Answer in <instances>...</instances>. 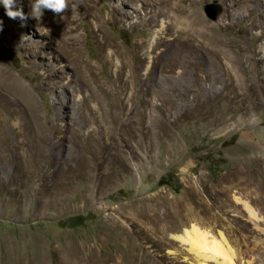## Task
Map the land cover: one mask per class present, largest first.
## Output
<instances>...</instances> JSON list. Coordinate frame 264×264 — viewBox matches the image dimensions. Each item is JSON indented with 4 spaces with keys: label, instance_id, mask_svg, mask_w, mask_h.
<instances>
[{
    "label": "rangeland",
    "instance_id": "1",
    "mask_svg": "<svg viewBox=\"0 0 264 264\" xmlns=\"http://www.w3.org/2000/svg\"><path fill=\"white\" fill-rule=\"evenodd\" d=\"M197 5L217 45L185 25L156 36L114 21L102 49L83 24L79 63L17 50L0 30V258L198 264L161 238L195 224L225 235L234 264H264V12Z\"/></svg>",
    "mask_w": 264,
    "mask_h": 264
},
{
    "label": "bare ground",
    "instance_id": "2",
    "mask_svg": "<svg viewBox=\"0 0 264 264\" xmlns=\"http://www.w3.org/2000/svg\"><path fill=\"white\" fill-rule=\"evenodd\" d=\"M204 1L206 0H69V9L59 15L44 11L40 20L29 18L26 21H20L0 16V21L3 22L2 31L8 37L7 42L14 45L17 50L32 54L50 45L59 50L69 51L79 62L82 60V48L78 30L83 27V24H88L90 31L93 24L96 26L95 34L102 33V39L99 41L102 49L112 44L109 34L104 31V25L106 22L114 21H128L132 30L137 29L141 23L155 26L157 27L156 36L166 35L171 30H177L178 26L185 25L184 31L190 35L202 37L205 45H217L218 42L210 38L211 28L207 26L197 5ZM221 1L227 14L258 18L259 14L264 12V6H262L264 0ZM16 4L23 8L25 14L30 11L29 0L26 2L16 0ZM105 4L109 6L108 21L100 12ZM2 6L3 4L0 3V7ZM43 27L48 28L50 32L48 33ZM146 44L147 40L139 42L137 48ZM10 76V72L5 71L0 64V79ZM162 232L166 234V229ZM161 238L164 241L163 245L169 248L179 243L182 248L178 249V253L176 252L179 256L185 254L186 250L194 253L198 264H207L208 260L218 262L219 259L221 262L217 264H234L233 249L223 233L215 236L198 225L192 224L171 239H166L165 236ZM164 259L165 256H160L158 262ZM34 262L35 258L26 253L7 254L0 258L1 264H31Z\"/></svg>",
    "mask_w": 264,
    "mask_h": 264
},
{
    "label": "clouds",
    "instance_id": "3",
    "mask_svg": "<svg viewBox=\"0 0 264 264\" xmlns=\"http://www.w3.org/2000/svg\"><path fill=\"white\" fill-rule=\"evenodd\" d=\"M0 3L3 4L5 15L9 19H19L20 21H26L29 18L40 20L45 10L59 15L69 9V0H29L30 11L27 14H25L22 7L17 6L16 0H0ZM2 25L3 22L0 21V30H2ZM45 30L48 33L50 32L48 28H45Z\"/></svg>",
    "mask_w": 264,
    "mask_h": 264
},
{
    "label": "trees",
    "instance_id": "4",
    "mask_svg": "<svg viewBox=\"0 0 264 264\" xmlns=\"http://www.w3.org/2000/svg\"><path fill=\"white\" fill-rule=\"evenodd\" d=\"M84 221H85V217L78 215V216L67 218L66 221L60 222L61 223L60 225L62 226L66 223L70 227H77V226L83 225Z\"/></svg>",
    "mask_w": 264,
    "mask_h": 264
},
{
    "label": "water",
    "instance_id": "5",
    "mask_svg": "<svg viewBox=\"0 0 264 264\" xmlns=\"http://www.w3.org/2000/svg\"><path fill=\"white\" fill-rule=\"evenodd\" d=\"M210 16H211L212 18H214V17L216 16V14L212 13V14H210Z\"/></svg>",
    "mask_w": 264,
    "mask_h": 264
}]
</instances>
